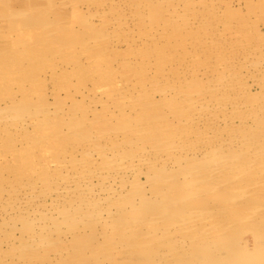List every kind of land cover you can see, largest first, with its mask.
<instances>
[{
  "label": "rangeland",
  "instance_id": "obj_1",
  "mask_svg": "<svg viewBox=\"0 0 264 264\" xmlns=\"http://www.w3.org/2000/svg\"><path fill=\"white\" fill-rule=\"evenodd\" d=\"M263 208L264 0H0V264H263Z\"/></svg>",
  "mask_w": 264,
  "mask_h": 264
},
{
  "label": "bare ground",
  "instance_id": "obj_2",
  "mask_svg": "<svg viewBox=\"0 0 264 264\" xmlns=\"http://www.w3.org/2000/svg\"><path fill=\"white\" fill-rule=\"evenodd\" d=\"M235 86V85H234ZM228 95H229V93H228ZM228 97V96H227ZM240 98V97H239ZM112 100H114V99H112ZM176 101V100H175ZM253 106V105H252ZM253 108V107H252ZM217 109V108H216ZM219 111V110H218ZM196 121V120H195ZM201 122V121H200ZM216 122V121H215ZM192 123V122H191ZM188 124V123H187ZM190 124V123H189ZM204 124V123H203ZM178 126V125H177ZM185 126V125H184ZM195 126V125H194ZM187 127V126H186ZM242 128V127H241ZM191 129V128H190ZM146 130V129H145ZM149 130V129H148ZM186 131V130H185ZM194 131V130H193ZM190 135V134H189ZM188 139V138H187ZM263 146V145H262ZM202 147H204V146H202ZM248 147V146H247ZM206 149V148H205ZM91 150V149H90ZM185 149H183V151H184ZM230 150V149H229ZM182 151V152H183ZM204 151V150H203ZM244 151V150H243ZM197 152V151H196ZM147 153V152H146ZM155 153V152H154ZM190 153V152H189ZM243 153V152H242ZM248 153V152H247ZM156 155H158V154H156ZM240 155V154H239ZM242 155V154H241ZM156 157V156H155ZM238 157V156H237ZM250 157V156H249ZM143 158V157H142ZM158 158V157H157ZM240 158V157H239ZM211 159V158H210ZM130 160V159H129ZM139 160V159H138ZM155 160V159H154ZM215 160V159H214ZM126 161V160H125ZM133 161V160H132ZM141 162H143L142 160H140ZM148 161V160H147ZM172 161V160H171ZM233 161H234V159H233ZM140 162V163H141ZM166 162V161H165ZM134 163V162H133ZM137 163V162H136ZM139 163V162H138ZM251 165V164H250ZM253 165V164H252ZM251 165V166H252ZM89 166V165H88ZM237 167V166H236ZM134 168H136V166L133 164H129L126 168L125 167H123V168H118L117 169V171H119L120 172V170H123V169H130V170H135ZM147 168V167H146ZM94 169V168H93ZM138 169V168H137ZM217 169V168H216ZM114 170H116V169H114ZM118 173V172H117ZM135 174V173H134ZM92 175V174H91ZM85 176V175H84ZM95 176V175H94ZM79 178V177H78ZM85 179V178H84ZM93 179V178H92ZM83 180V179H82ZM91 180V179H90ZM84 183V182H83ZM202 183V182H201ZM137 184V183H136ZM187 185V184H186ZM195 189V188H194ZM187 190V189H186ZM250 190V189H249ZM184 196V195H183ZM200 196V195H199ZM190 198V197H189ZM186 200V199H185ZM264 209V208H263ZM197 225V224H196ZM183 236V235H182ZM167 238V237H166ZM169 239V238H168ZM263 261V260H262ZM261 261V262H262ZM260 263V262H259ZM264 264V263H263Z\"/></svg>",
  "mask_w": 264,
  "mask_h": 264
}]
</instances>
